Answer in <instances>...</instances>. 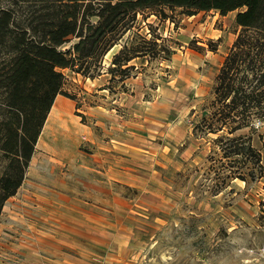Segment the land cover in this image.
Returning <instances> with one entry per match:
<instances>
[{
	"label": "rangeland",
	"instance_id": "1",
	"mask_svg": "<svg viewBox=\"0 0 264 264\" xmlns=\"http://www.w3.org/2000/svg\"><path fill=\"white\" fill-rule=\"evenodd\" d=\"M161 11L139 13L94 59L95 77L63 70L79 128L42 134L14 196L31 208L53 200L42 220L67 226L64 251L82 248L88 264H264V121L234 134L197 127L241 30L239 10ZM125 45L142 51L116 66ZM68 109L54 114L70 131ZM228 136L229 151L251 137L261 162L245 149L225 156L217 139Z\"/></svg>",
	"mask_w": 264,
	"mask_h": 264
},
{
	"label": "trees",
	"instance_id": "2",
	"mask_svg": "<svg viewBox=\"0 0 264 264\" xmlns=\"http://www.w3.org/2000/svg\"><path fill=\"white\" fill-rule=\"evenodd\" d=\"M157 7L165 17L166 8H182L187 15L239 10L241 30L197 127L218 133L229 126L234 134L264 121V0H0V219L6 201L24 182L57 96L74 98L65 91L63 70L95 77L94 59L104 58L139 13ZM72 36L79 40L64 50ZM141 51L125 45L113 64L123 66ZM235 139H217L225 156L245 149L261 162L251 137L246 147L229 151L224 140Z\"/></svg>",
	"mask_w": 264,
	"mask_h": 264
},
{
	"label": "crops",
	"instance_id": "3",
	"mask_svg": "<svg viewBox=\"0 0 264 264\" xmlns=\"http://www.w3.org/2000/svg\"><path fill=\"white\" fill-rule=\"evenodd\" d=\"M211 23L210 20L205 22V27L210 28ZM71 103V100L66 96L61 94L57 96L39 141L44 133L54 134L63 131L70 134L79 128L68 108L72 126L70 131L64 130L63 127L56 124L58 118L55 115L57 113L52 117L55 106L68 107ZM46 130H48L47 133ZM43 197L39 196L37 204L33 203L32 208L20 203L18 196H12L8 200L7 203L9 204L11 201V206L6 212L8 208V204H6L0 219V264H88V255L82 248L78 252L72 250L75 254L64 251L65 239L68 238L67 226L64 227L56 223L54 218L51 220L50 216L42 220V212L45 209L44 203L47 202L46 209L54 207L52 205L54 204L53 200L45 201ZM14 199L18 200L16 206ZM56 226L62 230L56 231ZM78 236L81 239L82 236Z\"/></svg>",
	"mask_w": 264,
	"mask_h": 264
},
{
	"label": "bare ground",
	"instance_id": "4",
	"mask_svg": "<svg viewBox=\"0 0 264 264\" xmlns=\"http://www.w3.org/2000/svg\"><path fill=\"white\" fill-rule=\"evenodd\" d=\"M58 104H59V101H58ZM66 111H67V107L66 106H60L59 107V105H57V106L54 107L52 114L59 112L60 115H65V113H67Z\"/></svg>",
	"mask_w": 264,
	"mask_h": 264
}]
</instances>
